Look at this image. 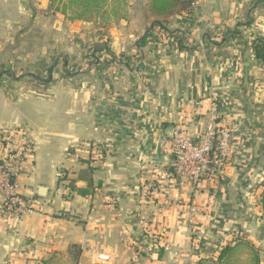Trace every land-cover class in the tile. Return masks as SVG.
I'll list each match as a JSON object with an SVG mask.
<instances>
[{"label":"crops","instance_id":"crops-1","mask_svg":"<svg viewBox=\"0 0 264 264\" xmlns=\"http://www.w3.org/2000/svg\"><path fill=\"white\" fill-rule=\"evenodd\" d=\"M124 1L126 17L103 22L0 0V47L33 32L67 50L38 91L0 88V131L33 142L17 187L31 208L0 216V264H264V62L251 47L264 0H196L191 21L173 13L162 26L149 0ZM210 120L231 131L230 157L176 201L170 131ZM89 184L90 195L71 188Z\"/></svg>","mask_w":264,"mask_h":264},{"label":"built area","instance_id":"built-area-1","mask_svg":"<svg viewBox=\"0 0 264 264\" xmlns=\"http://www.w3.org/2000/svg\"><path fill=\"white\" fill-rule=\"evenodd\" d=\"M231 138L229 128L215 120L208 121L203 130L194 135L182 125L172 127L168 144L173 159L167 173V188L171 189L173 199L179 201L185 190L194 191L202 179L218 178L230 157ZM28 144L33 145L32 140L20 129L0 131V145L5 149V154L0 156V216L20 217L30 211L29 199L17 188L18 175L32 152Z\"/></svg>","mask_w":264,"mask_h":264},{"label":"trees","instance_id":"trees-1","mask_svg":"<svg viewBox=\"0 0 264 264\" xmlns=\"http://www.w3.org/2000/svg\"><path fill=\"white\" fill-rule=\"evenodd\" d=\"M50 4L55 11L63 14L68 20L82 19L89 20L101 17V20L108 21L109 18H125L127 14V3L124 0H50ZM196 4V0H149L148 9L158 17L153 25L162 26L166 18L173 13L180 15L181 21H191L190 12ZM102 23V22H101ZM245 25L249 22L244 23ZM150 35L147 30L141 41H145ZM251 47L257 59L264 62V40L262 37H255ZM72 186V185H71ZM81 196L90 195L92 189L89 186L85 188L71 187ZM261 208L264 213V186L261 191ZM228 247L221 250L218 258H222ZM255 259H257L255 257Z\"/></svg>","mask_w":264,"mask_h":264},{"label":"rangeland","instance_id":"rangeland-1","mask_svg":"<svg viewBox=\"0 0 264 264\" xmlns=\"http://www.w3.org/2000/svg\"><path fill=\"white\" fill-rule=\"evenodd\" d=\"M171 32H175V29L171 30ZM44 34L45 36L49 37L53 35V33ZM23 37L25 38H21V43L18 44L16 50H12L13 52H10V50L7 48H2L3 45L1 44L0 88L2 89H15L23 87V89L28 88L32 91H38L37 89H35V87L38 86L41 89L39 84H47L50 81L48 73L49 71H51L53 75V72L56 70V68H54L56 64L55 62L58 60V58L62 57V63L63 59L67 56V50L65 48H41L40 43L42 40L36 42L39 37L38 33L27 32ZM19 53L30 54L33 56V58H31L28 63H24L23 60H19V58L13 57L15 55H18ZM12 57L13 60L10 61ZM27 136L32 140L30 135L27 134ZM28 145L33 151V145ZM31 153L32 152H30L29 158H31ZM60 176H63L62 172L60 173Z\"/></svg>","mask_w":264,"mask_h":264},{"label":"water","instance_id":"water-1","mask_svg":"<svg viewBox=\"0 0 264 264\" xmlns=\"http://www.w3.org/2000/svg\"><path fill=\"white\" fill-rule=\"evenodd\" d=\"M45 190L46 188L44 186H40L37 191H38V194L42 195L45 192Z\"/></svg>","mask_w":264,"mask_h":264}]
</instances>
